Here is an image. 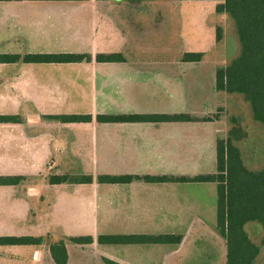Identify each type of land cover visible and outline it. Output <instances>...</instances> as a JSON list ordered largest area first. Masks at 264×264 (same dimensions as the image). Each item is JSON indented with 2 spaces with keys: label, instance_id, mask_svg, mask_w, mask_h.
<instances>
[{
  "label": "crops",
  "instance_id": "1",
  "mask_svg": "<svg viewBox=\"0 0 264 264\" xmlns=\"http://www.w3.org/2000/svg\"><path fill=\"white\" fill-rule=\"evenodd\" d=\"M182 2L213 3L211 10L216 18L224 23L229 20L225 15L216 14V7L220 3L217 0L0 2V48H2L0 54L21 56L77 54L92 57L90 63L77 64L22 62L0 64V86L6 87L9 83L14 87L32 89L28 100L37 108L44 105L39 103V99L52 100L48 105H44L46 112L41 114L44 117L73 115L71 113L74 112L72 109L75 108V103L69 99H77L78 105L82 102L79 99L91 101L93 105L86 110V114H82L91 115L93 117L91 123L62 124L45 121L47 133L50 134L46 139L48 145L45 147L50 150L48 146L55 142L62 159L70 156L73 162L81 165L79 174L91 176L93 179L91 184L57 186L48 184L51 189L58 187L63 189L60 208L61 231L73 233L59 236L52 232L48 234L56 242L73 237L90 236L94 239L93 244L86 246L67 244L69 256L67 264H88L85 263L86 258H89L92 264H106L105 260L117 264H155L153 263L155 260L151 261L150 247H158L156 264H172L173 260H179L187 254L185 263H188L189 257L192 256L190 259L192 260L193 257L199 256L196 251L203 250L204 246L211 249L205 254L204 264L214 263V253L220 254V261L223 259V264L226 263V243L216 230V184L148 183L143 179L127 184H103L98 181L102 176L193 178L199 176L194 171L197 166L191 167L188 164H194L193 159L196 158L198 161L201 158L199 151L195 150H198L205 140L209 141L210 149H216L217 136L221 132L214 128L216 123L99 124L96 121V117L104 115L106 111L104 108L102 110L96 108L95 102L99 99V91L100 95L109 96V99L116 101L112 104H121L113 116L162 114L128 112L123 107L129 109L128 105L135 99L149 101L153 96H162L160 99H163L168 95V99H174L173 94H167L165 85H169L168 91L171 93L175 91L174 68L182 62L183 55L189 52L176 50L171 45L167 48L164 45L161 49L148 48L147 44L141 43L136 49H116L114 52H107L124 55L126 59L124 63H97L96 56L103 53L96 48V38L100 33L102 34L100 38L106 39L109 31L112 34L115 32L114 38L117 40L124 39L125 34L129 41L134 40L133 33L137 36L139 34L138 39L141 41L146 40L145 34L149 33L146 27L150 17L153 23L157 22L156 27L158 23L159 27L168 25L165 29L152 30L157 33L153 38L159 35L158 39H161L160 35L163 32L172 34L178 26L177 6ZM133 22L136 23V27ZM212 24L216 33L217 27ZM171 34L166 39H174ZM32 38L42 41L40 42L42 46H39L37 51H32L31 48L26 50L23 45ZM167 53L173 58L165 60L161 57ZM171 68L173 71L170 72L173 73L168 74L167 71L169 72ZM18 94L23 96L20 92ZM61 99L63 103H60ZM188 114L194 115L192 112ZM0 115L20 116L19 113ZM167 115H176V112H169ZM100 125H105V128H101ZM0 126L25 127L23 124ZM27 126L24 129L25 135L33 140V137L38 135L32 134L33 131L29 130L32 127L29 121ZM89 126H92L93 134ZM85 136L91 137L87 141L89 145L83 142ZM35 145L37 146V143ZM73 162H68L67 168H71ZM64 169L62 167V173L70 172L69 170L63 172ZM0 176H24L27 179L25 183H29L33 175ZM21 186L0 188L17 190L19 192L15 195L17 199H28L29 193L22 192ZM33 198L36 199L37 196ZM51 198H54V195ZM40 199L44 200L45 194ZM29 212H33V208L29 207ZM105 235H180L183 240L179 245H100L98 238ZM1 237L46 238L47 235L45 237L1 234ZM189 248L195 252L192 253ZM34 254H39L40 259L35 260ZM0 264H55V262L48 245L7 246L0 247Z\"/></svg>",
  "mask_w": 264,
  "mask_h": 264
},
{
  "label": "rangeland",
  "instance_id": "2",
  "mask_svg": "<svg viewBox=\"0 0 264 264\" xmlns=\"http://www.w3.org/2000/svg\"><path fill=\"white\" fill-rule=\"evenodd\" d=\"M212 7L213 3L210 2L179 3L176 15V23L179 24L175 27L172 34L171 32H163V34L160 35L161 39H158L159 35L154 39L153 37H155L157 33L152 32V30L158 28L165 29L168 28V25L159 27L160 24L158 23V27H156L157 22L153 23V20L149 17L146 27V31L149 30V33L145 34L146 40L141 41V39H138L140 35L138 34L137 36L135 33H133L134 40L129 41L126 34L124 35V39L117 40L114 38L115 32L112 34L107 31L106 39L100 38L102 34L98 33L96 48L98 51L102 50V53L105 54L107 52H114L116 49H136L140 47L139 45L141 43H145L148 48L161 49L164 45L166 48L171 45V47L182 52L205 53L206 57H204V60L200 63L181 62L176 65V68H174V71H176L175 91L171 93L168 91L170 88L169 85H165L167 94H173L174 99H168V95L163 99H160L162 96H153L150 97L149 101L148 99L145 101L135 99L134 102L128 105L129 109H126V107L123 108L124 110H128V112H146V114L151 112H161L162 114H168L169 112L188 114V112H192V114L194 113L195 116L199 117L217 118L219 116L223 118V121H219L220 123H210H216L214 128L221 130L220 134H224L231 130L234 127L232 118L237 119L238 122L236 127H240L246 133L245 142L241 146L243 158L247 167L250 170H260L264 167V127L253 120L250 107L244 102L241 96L227 95L224 93L222 95L215 90V72L217 68L229 65L232 60L238 56L240 44L234 24L229 18L225 23L220 21L219 18H216L211 10ZM157 21L159 22V19ZM212 23L223 30L222 41L220 43L216 42L215 28ZM133 25L136 27V23L133 22ZM170 34L174 39H166ZM120 35L121 34H119V37ZM40 42L42 41L32 38L28 43H22L26 47V50L31 48L32 51H37L38 47L42 46ZM1 50L2 48H0V51ZM107 55L112 54L107 53ZM161 57L165 60H167L166 58H173L172 56H168V53L165 54L164 57ZM166 68H168V66H166ZM170 71H173V68H171L169 72L167 71V73L172 74L173 72ZM31 91L32 89L30 88L14 87V85H9V83L6 87L0 86V113H19L20 117L24 120L23 125H25V127L23 126L24 128L21 126H0V175H33L31 178L29 177L31 182L29 181V183H24L21 186L22 192L26 194L27 192L29 193V196L27 195V197H29L28 199H17L15 196L19 193L17 190L0 188V235H43L45 237L47 235V244H51L56 241L48 234L49 232L57 234V236L61 234L72 235L73 233L61 231V193L64 191L61 187L49 188V180L51 177L57 175L81 176L78 172L81 170V168L79 170L81 165H77L73 162L70 156L62 159L60 151L55 147V142H52V145L48 146L50 150L45 147L46 144L48 145L46 139L50 134L47 133L46 130L47 122L45 121L47 120H45L43 118L44 116L41 114L46 112L44 105H48L52 100L39 99V103L44 105L37 108L34 104L31 105L29 103L28 96ZM18 92L22 93L23 96H21V94L19 95ZM69 100L70 102L73 101L76 105H74L75 108L72 109L74 112L71 114H86V110L93 106L91 101H85L84 99H79L80 102L82 101L79 105L76 102L77 99ZM66 101L67 99H65V104ZM61 102L62 99L60 100V103ZM115 102L114 99H109V96L100 95L99 91V99H97L95 103L98 110H102V108L106 110L105 114H100L112 115L115 114L121 105L112 104ZM67 104L69 103L67 102ZM28 121L32 125L29 130L31 129L33 131L32 134L38 135L33 137V140H30L24 132V129L28 127ZM100 126L101 128H105V125ZM188 126L193 125L188 124ZM73 127L77 126L73 125ZM89 128L91 134H93L92 126H89ZM88 139H91V137H84L85 141L83 142L85 145H89V142H87ZM202 140L205 139L202 138ZM36 143L37 146L35 145ZM211 149L209 141L205 140V143L203 144L202 142L198 150H195L199 151L198 153L201 154V158H199L198 161L196 158L193 159L195 161L194 164H188V166H197L194 170L197 172V175L214 174L216 172V149L213 148L212 151ZM68 162H73L71 168H67ZM62 167L65 168L63 172L65 170H69L70 172L65 171L62 173ZM30 193L35 194L30 195ZM44 194L45 199H40ZM52 195H54V198H51ZM34 196H37V198H33ZM29 202H31V204ZM29 207L31 209L33 208V212H29ZM246 229L253 242L261 244L264 236L262 227L258 224H249ZM194 248H196L195 245ZM149 249L151 261L155 260L153 263H158V260H156L158 255V250L156 249H158V247H150ZM202 249L203 250L199 249L200 251H196L199 256L193 257L192 260H190L192 256L189 257L188 263H185L188 254L181 257L179 260H173L171 263L182 264V262H184L185 264H204L205 254L211 249L205 246ZM97 250L99 251L100 249L97 248ZM190 251H193V249ZM194 252L195 250L192 253ZM34 259H40L39 254H34ZM222 260L220 261V254L215 255L214 253L213 264H223ZM85 263L92 264L89 258L85 259ZM256 264H264V247L262 248L261 255Z\"/></svg>",
  "mask_w": 264,
  "mask_h": 264
},
{
  "label": "trees",
  "instance_id": "3",
  "mask_svg": "<svg viewBox=\"0 0 264 264\" xmlns=\"http://www.w3.org/2000/svg\"><path fill=\"white\" fill-rule=\"evenodd\" d=\"M20 1H65V0H0V2ZM88 1V0H72ZM207 1V0H178ZM217 15H225L234 24L240 44V52L232 62L218 67L215 72V90L219 94L241 96L250 107L253 120L264 127V0H217ZM223 30L216 29V42L222 41ZM204 53H186L184 63H200ZM97 63H124L122 54L96 56ZM92 57L77 54H29L26 56L0 54V64H74L90 63ZM45 120L62 124L91 123V115H58L45 116ZM99 124H134V123H210L223 121L222 117H199L190 114H154V115H98ZM234 127L224 134H219L216 141V172L199 175L193 178L168 177H135V176H102L98 181L103 184H127L134 180L148 183H193L216 184L217 186V223L216 230L225 241L227 256L225 264H256L264 247V236L261 244L251 239L246 227L258 224L264 231V167L250 170L243 158L242 144L246 133L236 127L237 119L232 118ZM0 124H24L20 116L0 115ZM24 176H0V187L23 185ZM91 176H53L49 184H91ZM47 237H1L0 247L7 246H49L55 264H67V244L86 246L94 243L90 236L65 238L47 244ZM180 235H130L100 236V245H179ZM106 264H117L105 260Z\"/></svg>",
  "mask_w": 264,
  "mask_h": 264
}]
</instances>
